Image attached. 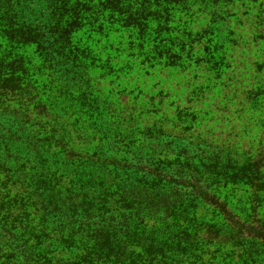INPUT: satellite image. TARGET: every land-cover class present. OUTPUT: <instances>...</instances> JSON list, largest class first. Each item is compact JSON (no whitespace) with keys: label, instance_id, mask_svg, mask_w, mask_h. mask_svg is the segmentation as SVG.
I'll list each match as a JSON object with an SVG mask.
<instances>
[{"label":"trees","instance_id":"16d2710c","mask_svg":"<svg viewBox=\"0 0 264 264\" xmlns=\"http://www.w3.org/2000/svg\"><path fill=\"white\" fill-rule=\"evenodd\" d=\"M249 2L0 0V239L12 238L11 244L0 240V264L216 263L218 254L209 260L188 254L197 234L193 203L211 198L200 178L185 171L193 170L194 163L181 162L176 175L166 171V163L178 158L163 156L161 132L133 138L139 150L129 161L113 159L109 147L88 158L71 157L65 136L76 128L98 133L106 147L110 144L112 125L103 113L107 104L96 99L99 90L90 77L94 68L102 71L101 79H119L124 71L129 74V67L116 68L119 57L172 67L185 63L184 56L192 60L196 46L203 53L220 52L217 40L237 20L238 7ZM113 34L118 41L105 47L106 60L95 66L96 38L100 42ZM29 46L39 66L33 62L31 67L32 60L18 52ZM39 94L56 98L51 108L59 105L69 115L42 138L32 136L17 115L18 105L28 106ZM248 102L264 113V90L255 87ZM259 123L264 126L263 119ZM262 141L254 143L257 150ZM57 145L62 149L56 151ZM146 149L151 150L150 164L143 166L140 152ZM100 154L106 158L96 159ZM245 166L242 171H250ZM259 172L252 166L247 180L257 182ZM175 187L191 191L179 196ZM150 220L155 222L149 225ZM216 250L219 262L234 263L230 254ZM240 261L254 264L243 255Z\"/></svg>","mask_w":264,"mask_h":264},{"label":"rangeland","instance_id":"374dc122","mask_svg":"<svg viewBox=\"0 0 264 264\" xmlns=\"http://www.w3.org/2000/svg\"><path fill=\"white\" fill-rule=\"evenodd\" d=\"M237 15L229 31L224 30L217 40L222 48L220 52L217 48L203 53L202 46H196L192 60L184 56L182 62L185 63L172 67L159 60L142 64V59H135L127 63L125 56L119 57L120 64L116 68L129 67V74L125 75L124 71L119 79H101L102 71L94 68L90 77L99 92L95 90L92 96L97 94L98 102L107 104L103 113L112 125L110 144L106 147L98 133L78 132L76 128H71L65 138L71 157L87 155L85 158H88L93 152H104V148L109 147L113 159L129 161L136 158L133 153L139 148L133 138L148 139L161 132L165 143L161 149L163 156L178 158V162L166 163V171L176 175L179 174L178 164L185 160L194 163L193 170L185 168V171L200 178L211 198L210 201L197 198L193 203L196 220L192 227L197 234L192 237L194 253L189 249L188 254L206 260L218 254L215 264H222L216 250L219 248L220 254L228 253L233 257L231 264H240L241 255L248 263L264 264V248L258 246L264 243V126L259 125L264 113L248 102L255 87L264 90V0L240 5ZM231 30L230 36L227 32ZM117 36L101 38L100 42L96 38L95 66L99 60H106L105 47L117 42ZM34 51L31 46L18 51L32 60L31 67ZM34 63L39 66L38 58ZM55 101L54 97L39 94L29 100L28 106H17L21 108L17 115L32 136L45 137L54 124L68 119L69 115L58 110L59 105L51 108L55 106L49 104ZM15 102L23 103L20 98ZM132 128L135 134L131 133ZM259 139L263 141L257 150L254 143ZM54 149L59 151L62 147L57 145ZM142 151V165L147 166L151 150ZM95 158L106 157L100 154ZM134 163L138 160H133ZM244 166L250 171L243 172ZM252 166L260 168L254 183L247 180ZM182 178L186 180L187 176ZM175 189L181 190L179 196L191 191ZM220 202L226 204L225 207H221ZM154 222L150 220L149 225ZM253 238L258 240L250 245L248 241ZM11 239L0 240L11 244ZM7 248L5 245L3 252Z\"/></svg>","mask_w":264,"mask_h":264}]
</instances>
